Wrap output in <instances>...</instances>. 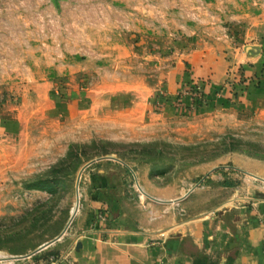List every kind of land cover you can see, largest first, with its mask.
<instances>
[{"label":"rangeland","instance_id":"1","mask_svg":"<svg viewBox=\"0 0 264 264\" xmlns=\"http://www.w3.org/2000/svg\"><path fill=\"white\" fill-rule=\"evenodd\" d=\"M0 152V262L95 220L238 214L264 199V0H0Z\"/></svg>","mask_w":264,"mask_h":264},{"label":"crops","instance_id":"2","mask_svg":"<svg viewBox=\"0 0 264 264\" xmlns=\"http://www.w3.org/2000/svg\"><path fill=\"white\" fill-rule=\"evenodd\" d=\"M112 136L126 135L114 130ZM13 161L18 163L16 156ZM4 169L0 159V171ZM163 196L152 198L173 212L180 198ZM242 202L248 205L234 215L228 214L230 209H220L178 220L177 212L166 215L164 209H156L145 212L133 226L119 217L95 220L66 245L51 243L31 256L0 264H264V199L240 194L238 206ZM165 216L168 221L161 225ZM52 250H58L59 261L43 257Z\"/></svg>","mask_w":264,"mask_h":264},{"label":"water","instance_id":"3","mask_svg":"<svg viewBox=\"0 0 264 264\" xmlns=\"http://www.w3.org/2000/svg\"><path fill=\"white\" fill-rule=\"evenodd\" d=\"M58 238V237H57ZM56 238V239H57ZM56 239L49 241L47 244H51L52 242H54ZM45 244V243H44ZM44 244L40 245L38 248H36L35 250L31 251L30 253H27L25 255H19V256H15V258H20V257H26V256H31L34 253H36L37 251L41 250L44 247ZM77 246H80V244L78 243Z\"/></svg>","mask_w":264,"mask_h":264},{"label":"trees","instance_id":"4","mask_svg":"<svg viewBox=\"0 0 264 264\" xmlns=\"http://www.w3.org/2000/svg\"><path fill=\"white\" fill-rule=\"evenodd\" d=\"M28 184H29V187L28 188H37L38 187L36 181H32L31 183H28ZM50 254H54V253L52 252ZM48 255H49V253H45L43 257L46 258V256H48Z\"/></svg>","mask_w":264,"mask_h":264},{"label":"built area","instance_id":"5","mask_svg":"<svg viewBox=\"0 0 264 264\" xmlns=\"http://www.w3.org/2000/svg\"><path fill=\"white\" fill-rule=\"evenodd\" d=\"M263 252H264V247H263ZM50 262H57L59 261V256H50L49 259H47ZM64 264H67L66 262H64Z\"/></svg>","mask_w":264,"mask_h":264},{"label":"bare ground","instance_id":"6","mask_svg":"<svg viewBox=\"0 0 264 264\" xmlns=\"http://www.w3.org/2000/svg\"><path fill=\"white\" fill-rule=\"evenodd\" d=\"M48 245H50V244L44 245V247H43V248L47 247ZM43 248H42V249H43Z\"/></svg>","mask_w":264,"mask_h":264}]
</instances>
